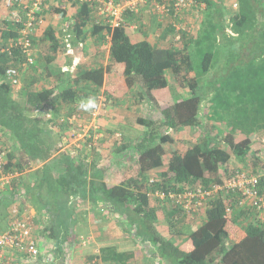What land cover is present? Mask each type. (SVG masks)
Returning <instances> with one entry per match:
<instances>
[{"label":"trees","instance_id":"1","mask_svg":"<svg viewBox=\"0 0 264 264\" xmlns=\"http://www.w3.org/2000/svg\"><path fill=\"white\" fill-rule=\"evenodd\" d=\"M2 2L0 150L5 171L18 178L0 193V230L8 229L13 207L20 214L26 210L32 194L43 208L62 215L70 197L86 201L90 194L93 205L102 200L127 212L129 230L153 246L162 264H264V209L258 210L264 179L253 201L233 191H212L224 178L248 171L236 162H252L249 173L264 169L263 150H252L264 137V0H235L237 9L231 13L222 1L195 0L196 26L182 29L180 41L173 24L162 30V23H157L161 32L153 40L143 14L127 13L123 25L112 29L97 24L89 4L49 0L41 14L48 26L32 37V66L25 65L21 46L10 48L21 37L23 23L4 16ZM183 19L184 14L174 20L182 25ZM10 68L20 73L19 90L6 79ZM137 83V102L149 103L160 117L138 119L143 129L139 138L133 142L121 136L113 145L119 156L135 153V159L130 157L132 175L120 182L100 181L89 164L90 138L84 144L91 154L63 149L73 128L70 118L90 120L101 97L107 104L112 99L121 103ZM89 98H95L97 107L85 110L81 104ZM205 102V111L219 105L222 114L203 116ZM183 132L193 140L183 139ZM198 189L211 195L198 212L189 211L178 197ZM161 210L167 235L158 229ZM102 253L104 260L122 264L142 256L111 248Z\"/></svg>","mask_w":264,"mask_h":264},{"label":"crops","instance_id":"2","mask_svg":"<svg viewBox=\"0 0 264 264\" xmlns=\"http://www.w3.org/2000/svg\"><path fill=\"white\" fill-rule=\"evenodd\" d=\"M154 23H156V19ZM154 23H149V26L152 27ZM106 50L108 51V49ZM146 104L150 109V104ZM151 110L153 113H157L158 117L154 118L158 120L160 116L156 109L152 108ZM122 118L123 116H119L117 121H114V124H119ZM138 119L136 118L135 124ZM106 122L108 125L109 122L111 124L113 123L110 121V118ZM113 129V127L109 126L106 129L103 128V130L96 131L97 135L91 134L88 137V139L90 138L92 140L90 144L94 145L92 148V157L89 161L91 167L95 166L91 170L92 175L96 174L101 177L100 181L104 182H120L124 177H130L134 169V165L132 164L131 166L130 164V157L132 155L135 159L133 150H128L122 156H119L118 152H114L113 150L114 144H107L106 148L104 147L105 149L100 150L98 148L100 140L104 141V143L111 141V139L109 140V136L113 135ZM75 134H77L76 131L74 134H70L71 136L74 135L70 140L64 138V142H71L77 136L78 138H82L81 133L78 135ZM122 136L125 137L126 141L132 140L133 142L139 138L138 136L129 139L126 138L127 135L124 133ZM80 139H75L77 141L71 142L66 146L67 149L64 150L74 149L76 147L77 149H84L86 153L91 154L89 152L90 149L84 144V140L87 138ZM126 141L124 144L127 143ZM257 143L259 144V142ZM258 144L254 143L252 148L262 150V147L259 148L262 144ZM118 146L121 148L120 144ZM236 163V167H244L243 163ZM36 169L37 167L33 168L30 172L33 173ZM157 173L159 171L153 172V174ZM89 195L86 201L80 199V197H70L67 200L69 202L64 215L55 212L54 209L48 210L43 208L36 201L34 194L28 198L25 211L33 217V231L42 253L45 254V256L42 255L43 257H51L53 259L52 264H122L115 259H112V261L104 260L103 257L105 256L102 255L103 249L111 248L118 254L127 252L142 253V256L137 261L130 260L127 264H162L153 246L148 241L138 238L136 233L129 230L130 223L128 219H130V216L127 212L121 209L117 211L113 206L102 200L99 204L93 205ZM157 215L159 219L158 229L161 233L167 235L164 211H158ZM51 234H53V237L48 236ZM35 264L47 263L42 258H39Z\"/></svg>","mask_w":264,"mask_h":264},{"label":"built area","instance_id":"3","mask_svg":"<svg viewBox=\"0 0 264 264\" xmlns=\"http://www.w3.org/2000/svg\"><path fill=\"white\" fill-rule=\"evenodd\" d=\"M49 0H3L2 5L8 11L7 16L14 19L17 23H23V29L21 30V37L10 44V48L13 46H21L24 53L27 56L26 66H32L34 64V48L32 44V37L38 34L39 29L45 25V20L41 14L47 7ZM68 1V0H66ZM77 2L89 4L93 9V16L98 23H104L109 25L112 29L119 28L123 25L125 16L127 13L134 15H140L144 9H148L149 13L157 18L158 22H162L165 19H169L168 24H173L176 29V40L180 41V31L185 29L183 25L179 23L180 17L184 12L192 7H196L195 0H76ZM57 3V2H55ZM201 7H205L202 6ZM111 36H107L105 47L110 46ZM66 47L68 51H71V45L67 42ZM70 71L69 67H66V72ZM6 79L17 90L21 88V78L18 69L10 68L7 71ZM97 111L93 113L96 116ZM76 117L70 118V123L73 125ZM87 130V131H86ZM89 129H82L85 131L84 136L88 135ZM264 147V138L262 140ZM91 147V145H90ZM5 154L0 150V193L4 192L6 188L12 184L14 179L18 178V175L7 173L4 169ZM264 179V169L259 170L258 174L249 172H237L232 178H224L222 184H217L212 188V191L217 194L225 191H233L243 195L245 199L251 201L258 199L257 189L260 181ZM211 191L202 192L201 189L197 191H186L185 194L179 196V201L184 202V206L189 211L198 212L203 207L202 201L210 196ZM157 197L161 199L165 198L164 194L157 193ZM175 198V195H170ZM195 199H199L197 202ZM260 204H258V210L264 209V198H260ZM228 215L230 209L227 210ZM9 226L6 231L0 230V264H35L39 258H42L45 263L52 264L53 259L51 257H43L45 254L39 246V242L34 235L33 217L24 211L20 214V210L17 206L12 208ZM43 255V256H42ZM47 256V255H46Z\"/></svg>","mask_w":264,"mask_h":264},{"label":"rangeland","instance_id":"4","mask_svg":"<svg viewBox=\"0 0 264 264\" xmlns=\"http://www.w3.org/2000/svg\"><path fill=\"white\" fill-rule=\"evenodd\" d=\"M222 1L224 4V9L226 12H232L233 10L237 9V5L233 4L235 2V0H219ZM204 6V5H202ZM3 8V15L7 17L8 11L5 10L6 8L4 7V5H2ZM198 8L196 7H192L190 9H188L185 13H184V21H183V27L189 31H193V27L196 26L195 23V18L198 15ZM203 9V7H202ZM144 19L143 22L145 23V25H149V23H154V20L156 19V23L152 24V39H157L159 37V33L161 32L159 30V27H157V23L158 22L157 18H154V16L152 14L149 13L148 9H144V11L142 12ZM154 19V20H153ZM168 22H170L169 19H165L164 21H162V28H164L166 25H168ZM160 23V24H161ZM48 26L47 22L45 21V25L39 29L38 34H41L42 31L44 29H46ZM158 35V36H157ZM106 45V44H105ZM104 49H108L106 47H104ZM81 61V60H80ZM138 85H136L135 89L131 90V93L125 96L124 99H122L121 103L119 100L116 99H112L111 102H109L108 104L105 102V98L101 97L100 98V102H99V106L97 111L96 116L92 115V118L89 120L87 119V117H83V118H79L78 116L76 117V120H73V128L71 130V132L74 134L75 131L77 132L78 135L79 133H81L82 138H78V136L75 139H84V138H88L87 136H84V132L85 131H80L82 129H89L88 130V135L91 134H96V131L102 129H106V127H113V135L109 136V140L111 139L110 142L104 143V141H99L98 143V148L101 149H105L106 145L109 144H114V142H119L121 138V136L123 135V133L126 136V138L131 139V137H138L141 135L142 132V127L141 125L138 123V120L136 121L135 124V120L136 118L138 119H153L154 117L157 118L158 115L157 113H153L152 112V108H148L147 104L145 103V101H141V103H138L137 101L140 98V91L138 86L140 85L139 83H137ZM208 108V103L205 102L204 103V107H202V111L201 113L203 114V116H206L205 114H207L208 116H211L210 119H212V116L214 115L215 117L219 116L220 114L217 112L219 111L222 114V110L219 107V105L214 106L213 108H209L208 111H205V109ZM67 110V108L64 109L63 113H65V111ZM119 116H123L121 120V122L119 124H114V121L116 122L117 119L119 118ZM110 118V121H112L113 123L111 124L109 122V125L106 124L107 119ZM154 118V119H155ZM222 119L226 120L227 119V113L225 112V114L222 115ZM206 124H209V122H207V120L205 119ZM118 123V122H117ZM213 124H215L216 126L221 125V123H216V122H212ZM227 121L224 122V124H226ZM223 124V125H224ZM114 125V126H113ZM75 129V130H74ZM142 129V130H141ZM87 131V130H86ZM69 133V137L71 139V135L72 133ZM134 134V135H133ZM97 135V134H96ZM194 135V134H193ZM199 132H196L195 136H199ZM74 137V135H73ZM123 137V136H122ZM182 138L186 139L188 141L193 140V136L189 133H182ZM263 136H259L258 140L255 142L256 144H258L257 142H259L258 145L263 144L262 140H263ZM75 139H72L71 142L73 141H77ZM78 140V141H80ZM108 141V140H107ZM71 142L69 141H63L64 143V147L63 149H67L66 146H68ZM105 147V148H104ZM262 147L263 150V154H264V147L259 146V148ZM166 148H169V146H167ZM173 150H176V148L174 147ZM253 152L257 151L255 149H253ZM169 151L171 152L172 150L169 149ZM249 161V160H248ZM244 166V165H243ZM248 171L247 172H251L254 170V164L252 162H248L247 164H245V166ZM55 211V208H53ZM195 229V227H192V230Z\"/></svg>","mask_w":264,"mask_h":264},{"label":"clouds","instance_id":"5","mask_svg":"<svg viewBox=\"0 0 264 264\" xmlns=\"http://www.w3.org/2000/svg\"><path fill=\"white\" fill-rule=\"evenodd\" d=\"M81 107L84 108L85 110L97 107L95 98H89L86 103L81 104Z\"/></svg>","mask_w":264,"mask_h":264},{"label":"bare ground","instance_id":"6","mask_svg":"<svg viewBox=\"0 0 264 264\" xmlns=\"http://www.w3.org/2000/svg\"><path fill=\"white\" fill-rule=\"evenodd\" d=\"M240 172V171H239Z\"/></svg>","mask_w":264,"mask_h":264}]
</instances>
